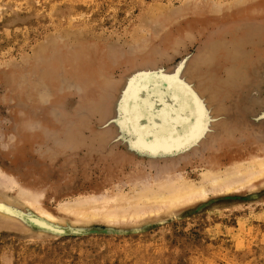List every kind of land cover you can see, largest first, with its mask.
Here are the masks:
<instances>
[{
	"label": "rangeland",
	"instance_id": "1",
	"mask_svg": "<svg viewBox=\"0 0 264 264\" xmlns=\"http://www.w3.org/2000/svg\"><path fill=\"white\" fill-rule=\"evenodd\" d=\"M156 83L190 98L160 143L133 112ZM230 150H264V0H0V204L15 217L0 215V264H264V181L136 223L59 210L171 174L199 185ZM33 195L58 229L37 225Z\"/></svg>",
	"mask_w": 264,
	"mask_h": 264
},
{
	"label": "bare ground",
	"instance_id": "2",
	"mask_svg": "<svg viewBox=\"0 0 264 264\" xmlns=\"http://www.w3.org/2000/svg\"><path fill=\"white\" fill-rule=\"evenodd\" d=\"M85 95L87 94L85 93ZM134 97V118L136 121L138 119L144 120L146 126H143V129L155 142L160 143L168 141L174 136H178V129L186 124L191 116L189 111L190 98L187 92L180 87L162 86L157 83L154 85H146L142 88L140 93L136 92ZM228 159L229 165L221 171L219 155L214 154L206 171L202 174V182L199 183V185H194L192 182L187 181L179 175L171 174L159 179L158 182H147L141 185V188H138L135 196L120 195L118 197L117 195L114 196V194L113 196H103L100 194V196L93 193L90 197L85 199L80 200V198H78L72 204L65 202V204L62 203L61 205L58 203L61 205L59 210L66 215H72L76 219L74 220L75 225L76 221L85 222L97 218H101L106 224L120 223L121 220H126L127 218L129 219L126 221L130 219H133L131 221H134L141 216L143 217L146 215H159L160 213L165 212L170 214L178 208L204 199L207 196L208 191L215 194L230 193L243 188H255L260 182L264 181V150L258 154L250 152L243 154L230 150ZM3 177L6 178L7 176L3 175ZM8 178L9 180H13V178L10 179V176ZM7 180L8 179L5 181ZM12 180L7 182H10L11 184L13 182ZM14 183L13 185H15ZM4 184V182L2 184L0 183L2 187H6ZM10 184L9 186H11ZM34 184H36V182ZM206 185L209 186L208 190L206 189ZM1 189L3 190V188ZM19 189H17L16 192L19 191L21 194L23 192L24 195L29 196L30 193L20 191ZM17 195L19 194L17 193ZM39 198V195H33L24 200L27 207H30V209L33 208L32 210H35V213H37L35 215L41 219L42 222H40V224L37 223V225H40L41 229H58L60 225L56 223V219L53 215L41 208ZM2 203L6 205V202ZM9 203L7 202V204ZM1 204L0 215L4 214V218H11L10 216H12L13 212L7 211V206ZM58 204L57 206H59ZM9 218L8 220H10ZM12 218L14 219L15 217ZM134 222L136 223V221ZM61 223H63L62 220ZM5 224L8 226L9 221L8 224L4 223V225ZM11 224L12 223H10V226ZM20 224L21 223H19V225ZM130 224H132V222ZM10 226L6 229H10ZM3 227L4 226H2V228ZM35 228L39 229V226Z\"/></svg>",
	"mask_w": 264,
	"mask_h": 264
}]
</instances>
